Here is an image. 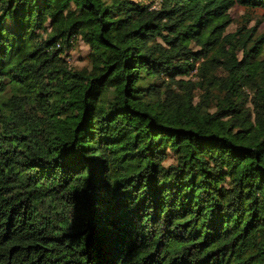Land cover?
I'll list each match as a JSON object with an SVG mask.
<instances>
[{"label":"trees","instance_id":"1","mask_svg":"<svg viewBox=\"0 0 264 264\" xmlns=\"http://www.w3.org/2000/svg\"><path fill=\"white\" fill-rule=\"evenodd\" d=\"M236 6L264 0H0V264H264V33L224 42Z\"/></svg>","mask_w":264,"mask_h":264},{"label":"rangeland","instance_id":"2","mask_svg":"<svg viewBox=\"0 0 264 264\" xmlns=\"http://www.w3.org/2000/svg\"><path fill=\"white\" fill-rule=\"evenodd\" d=\"M154 4L153 6H155ZM232 23L226 28L224 33V42H227L228 39L232 36L234 31L236 30V24H243L246 26L247 30L251 31V36L254 37L256 34L264 33V11L260 9L255 10H247L243 7L236 6L230 12ZM244 16L252 17V20H245ZM256 20L261 21L260 24L256 25ZM89 52L88 46H86L83 42L78 40L74 43L73 49L68 53L67 62L72 67H82L87 64V55ZM239 62L241 63L240 67H244L246 65L245 58L242 54H238ZM247 59V58H246ZM247 61V60H246ZM191 79L194 77L191 76ZM189 79V77H188Z\"/></svg>","mask_w":264,"mask_h":264}]
</instances>
